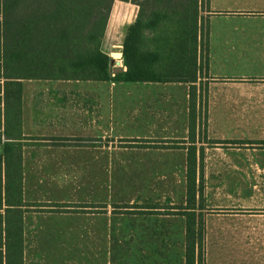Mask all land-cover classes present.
<instances>
[{
  "label": "crops",
  "instance_id": "obj_1",
  "mask_svg": "<svg viewBox=\"0 0 264 264\" xmlns=\"http://www.w3.org/2000/svg\"><path fill=\"white\" fill-rule=\"evenodd\" d=\"M138 12L134 3L115 1L107 30H122L123 37L110 44V54L122 48ZM204 14L209 43L194 83V139L191 83L24 79L20 126L10 86L8 105L0 101V153L7 150L9 158L0 169V240L5 246L7 228L17 229L22 217L24 264H67L60 251L75 248L99 256L110 213L166 222L129 234L156 238L144 249L145 264H185L191 145L197 185L203 175L194 210L205 223L204 264H264V0H206ZM115 64L127 69L122 58ZM17 150L22 192L12 188L8 205L6 183L19 174ZM110 152H131L133 159L110 163ZM120 170L148 173V188L164 189V197L137 195L130 203L144 205L135 209L110 206L109 172ZM140 176L137 187H146ZM209 190L212 209L204 214Z\"/></svg>",
  "mask_w": 264,
  "mask_h": 264
},
{
  "label": "trees",
  "instance_id": "obj_2",
  "mask_svg": "<svg viewBox=\"0 0 264 264\" xmlns=\"http://www.w3.org/2000/svg\"><path fill=\"white\" fill-rule=\"evenodd\" d=\"M115 1L0 0V79L5 81L0 101L8 105L13 86L15 122L20 126L24 79L191 83L190 138L194 139L198 99L194 83L203 70L202 49L209 43L203 14L206 0H122L138 5L139 12L122 44L127 69L117 72L111 54L103 49ZM196 151L197 147L191 145L188 152L185 264H204L205 223L194 210L198 194L201 198L204 194L202 173L196 184ZM14 154L19 174L13 184L6 183L8 205L13 204L12 188L17 195L22 192V155L20 150ZM4 155L9 165L4 150L0 153V169ZM2 200L0 181V206ZM18 221L14 231L7 228L5 246L0 240V264H24L22 217Z\"/></svg>",
  "mask_w": 264,
  "mask_h": 264
},
{
  "label": "rangeland",
  "instance_id": "obj_3",
  "mask_svg": "<svg viewBox=\"0 0 264 264\" xmlns=\"http://www.w3.org/2000/svg\"><path fill=\"white\" fill-rule=\"evenodd\" d=\"M204 8L205 5L203 4ZM204 14V12H203ZM205 16V14H204ZM206 18V16H205ZM207 20V19H206ZM122 30L118 35H112L111 33L106 32V36L104 39L103 49L107 51L112 44L113 41L116 39L122 38L121 35ZM113 51H122V48H116ZM109 52V51H107ZM110 53V52H109ZM115 67L118 65H114ZM4 81V79H0ZM130 155H126L123 153L116 154L114 152H110V163H117L126 160V162H131L133 156L131 152H128ZM210 158V162H211ZM108 177V189H107V199L108 204L111 206L114 203L118 202L122 206H140L144 205V201L135 200L130 203L132 198H135L137 195L142 196H154V198L164 197L165 190L158 189V190H150L148 188V173H133L131 171H110ZM141 175L140 179L144 177L145 181L143 182L146 187H137L138 184L136 182V176ZM211 178V176H210ZM142 186V185H139ZM211 185L209 184V187ZM208 194V206H203L204 214L211 213V196L212 191L209 190L206 192ZM138 202L140 204H138ZM130 204V205H128ZM132 204V205H131ZM131 207V208H132ZM136 207H134L135 209ZM166 209V207H160ZM124 210V208H123ZM126 210V209H125ZM159 210V209H157ZM106 223V235H105V247L99 256H97V252L90 250L87 252L81 248L74 250H62V254H65V260L68 261L67 264H90V263H100L104 262L105 264H127L129 261L137 264H145L146 263V256L144 249L151 244V242L156 238H148L145 235L139 236H132L129 234L130 229L132 228H141L145 227L146 225H150L152 228H159L163 223L162 220H148V219H133L130 215H122V214H108L105 218ZM116 228H122V234L117 233L115 230ZM205 237H204V249H205ZM136 255V257L134 256Z\"/></svg>",
  "mask_w": 264,
  "mask_h": 264
},
{
  "label": "water",
  "instance_id": "obj_4",
  "mask_svg": "<svg viewBox=\"0 0 264 264\" xmlns=\"http://www.w3.org/2000/svg\"><path fill=\"white\" fill-rule=\"evenodd\" d=\"M111 56H112L111 63L113 65H115L117 59L123 58V52L122 51H113L111 53ZM123 70H124V68L122 66H116L114 72L123 71Z\"/></svg>",
  "mask_w": 264,
  "mask_h": 264
}]
</instances>
